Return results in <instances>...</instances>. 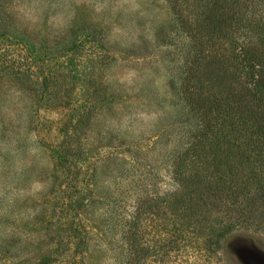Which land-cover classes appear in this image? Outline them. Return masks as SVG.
Instances as JSON below:
<instances>
[{
    "label": "rangeland",
    "instance_id": "obj_1",
    "mask_svg": "<svg viewBox=\"0 0 264 264\" xmlns=\"http://www.w3.org/2000/svg\"><path fill=\"white\" fill-rule=\"evenodd\" d=\"M188 42L168 0H0V264H264L257 228L206 257L134 224L177 187Z\"/></svg>",
    "mask_w": 264,
    "mask_h": 264
},
{
    "label": "trees",
    "instance_id": "obj_2",
    "mask_svg": "<svg viewBox=\"0 0 264 264\" xmlns=\"http://www.w3.org/2000/svg\"><path fill=\"white\" fill-rule=\"evenodd\" d=\"M168 2L189 40L179 92L196 121L176 189L141 199L134 224L161 207L180 249L211 257L243 226L264 231V0Z\"/></svg>",
    "mask_w": 264,
    "mask_h": 264
}]
</instances>
